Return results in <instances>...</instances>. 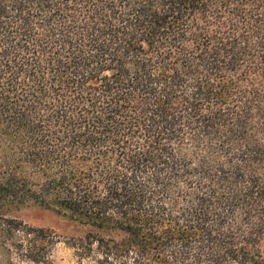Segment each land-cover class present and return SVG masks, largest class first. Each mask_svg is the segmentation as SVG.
<instances>
[{
    "label": "trees",
    "instance_id": "trees-1",
    "mask_svg": "<svg viewBox=\"0 0 264 264\" xmlns=\"http://www.w3.org/2000/svg\"><path fill=\"white\" fill-rule=\"evenodd\" d=\"M264 264V0H0V264Z\"/></svg>",
    "mask_w": 264,
    "mask_h": 264
},
{
    "label": "rangeland",
    "instance_id": "rangeland-1",
    "mask_svg": "<svg viewBox=\"0 0 264 264\" xmlns=\"http://www.w3.org/2000/svg\"><path fill=\"white\" fill-rule=\"evenodd\" d=\"M13 215L26 223L54 231L58 242L52 250L51 264H78L74 250L68 245V237L78 234L80 228L66 215L54 208L30 204L12 211Z\"/></svg>",
    "mask_w": 264,
    "mask_h": 264
}]
</instances>
